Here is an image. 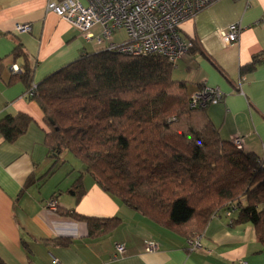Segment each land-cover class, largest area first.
<instances>
[{
	"label": "crops",
	"instance_id": "obj_1",
	"mask_svg": "<svg viewBox=\"0 0 264 264\" xmlns=\"http://www.w3.org/2000/svg\"><path fill=\"white\" fill-rule=\"evenodd\" d=\"M49 0H0V119L25 113L32 117L25 134L8 142L0 133V264H264V246L252 223L233 224L236 213L215 214L201 236L203 249L190 250L187 237L159 226L104 191L89 174H83L86 193L76 202L67 190L82 172L73 167L66 175L52 173L53 160L44 144L43 112L22 82L9 84L11 67L19 71L23 58L14 59L18 44L34 62V85L80 55L105 45L87 40L71 23L48 9ZM28 23L30 32L16 30ZM239 23L237 42L226 44L221 30ZM101 33L99 26L92 29ZM184 37L196 39L200 50H190L173 68L172 76L187 83L190 97L203 85L215 87L222 99L207 113L223 140L244 138V152L264 158V62L241 76V66L256 55L264 59V0H219L181 26ZM122 34H125L121 38ZM126 39L119 30L114 42ZM32 185L25 187L28 179ZM74 210L89 217H119L111 232L92 237L86 222L48 209ZM197 235V236H198ZM66 239V244H46L45 239ZM191 238V237H190ZM157 240L159 249L145 244ZM124 245L122 254L117 245Z\"/></svg>",
	"mask_w": 264,
	"mask_h": 264
},
{
	"label": "trees",
	"instance_id": "obj_2",
	"mask_svg": "<svg viewBox=\"0 0 264 264\" xmlns=\"http://www.w3.org/2000/svg\"><path fill=\"white\" fill-rule=\"evenodd\" d=\"M194 52L200 50L192 39ZM9 84L22 82L43 112L44 144L53 164L65 152L82 172L67 192L79 202L83 174L124 205L183 237L204 231L213 216L235 203L233 224L252 223L264 246V159L223 140L207 107H191L185 81L172 76L173 64L159 55H127L102 47L80 55L34 85L35 63L18 44ZM264 62L261 55L241 66V76ZM25 113L0 119V133L14 142L26 133ZM28 179L25 187L32 185ZM88 225L92 237L118 227L121 218L84 216L58 209ZM66 244V239H45Z\"/></svg>",
	"mask_w": 264,
	"mask_h": 264
},
{
	"label": "built area",
	"instance_id": "obj_3",
	"mask_svg": "<svg viewBox=\"0 0 264 264\" xmlns=\"http://www.w3.org/2000/svg\"><path fill=\"white\" fill-rule=\"evenodd\" d=\"M219 0H49L48 9L77 28L87 40H96L104 48L127 55H159L166 57L175 66L194 46L192 39L184 37L182 24L194 18L200 11ZM99 26L101 33L95 35L92 29ZM28 23L18 24L19 32H30ZM239 23H233L221 30L223 41L230 45L238 41L242 31ZM119 30L126 32V39L114 42L113 36ZM12 71L18 72L16 65ZM33 92L28 93L31 96ZM218 88L203 85L190 99L191 107H208L222 99ZM232 144L243 149L244 138L235 135ZM264 159V158H263ZM264 165V164H263ZM48 209L58 210L57 201L47 203ZM238 209L233 203L225 209L227 216H232ZM188 248L192 251L203 249L201 236L188 238ZM148 252L159 249L157 240H149L145 244ZM117 252H124V245H117ZM51 264H63L53 258ZM241 264H248L242 261Z\"/></svg>",
	"mask_w": 264,
	"mask_h": 264
},
{
	"label": "rangeland",
	"instance_id": "obj_4",
	"mask_svg": "<svg viewBox=\"0 0 264 264\" xmlns=\"http://www.w3.org/2000/svg\"><path fill=\"white\" fill-rule=\"evenodd\" d=\"M124 36L125 34H122L121 38H123ZM62 156H63V160L65 161V163L59 164L56 174L65 173L64 175H66V173H68V171H71L73 167L82 166L81 163L77 159H75L73 155H71L70 153L65 152Z\"/></svg>",
	"mask_w": 264,
	"mask_h": 264
}]
</instances>
